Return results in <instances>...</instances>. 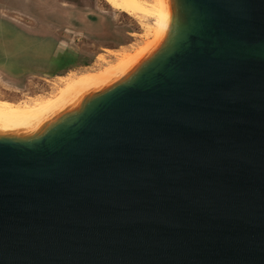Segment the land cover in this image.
<instances>
[{
    "label": "water",
    "instance_id": "1",
    "mask_svg": "<svg viewBox=\"0 0 264 264\" xmlns=\"http://www.w3.org/2000/svg\"><path fill=\"white\" fill-rule=\"evenodd\" d=\"M169 5L129 74L0 135V264H264V0Z\"/></svg>",
    "mask_w": 264,
    "mask_h": 264
},
{
    "label": "rangeland",
    "instance_id": "2",
    "mask_svg": "<svg viewBox=\"0 0 264 264\" xmlns=\"http://www.w3.org/2000/svg\"><path fill=\"white\" fill-rule=\"evenodd\" d=\"M142 30L105 0H0V101L53 98L63 80L104 69L98 56L112 64L138 49ZM61 58L72 63L56 67Z\"/></svg>",
    "mask_w": 264,
    "mask_h": 264
},
{
    "label": "bare ground",
    "instance_id": "3",
    "mask_svg": "<svg viewBox=\"0 0 264 264\" xmlns=\"http://www.w3.org/2000/svg\"><path fill=\"white\" fill-rule=\"evenodd\" d=\"M105 1L112 9L138 21L145 32L143 45L130 53H111L116 57V62L112 64H107L104 57L98 56L97 60L106 65L104 69L63 80L62 87L53 98L38 100L33 105L0 101V135L35 133L54 117L78 107L87 95L97 93L125 77L159 47L169 28V0Z\"/></svg>",
    "mask_w": 264,
    "mask_h": 264
},
{
    "label": "trees",
    "instance_id": "4",
    "mask_svg": "<svg viewBox=\"0 0 264 264\" xmlns=\"http://www.w3.org/2000/svg\"><path fill=\"white\" fill-rule=\"evenodd\" d=\"M72 62V61H71Z\"/></svg>",
    "mask_w": 264,
    "mask_h": 264
}]
</instances>
